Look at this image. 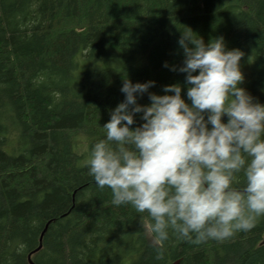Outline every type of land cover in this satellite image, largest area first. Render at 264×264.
<instances>
[{"label":"trees","instance_id":"1","mask_svg":"<svg viewBox=\"0 0 264 264\" xmlns=\"http://www.w3.org/2000/svg\"><path fill=\"white\" fill-rule=\"evenodd\" d=\"M185 26L241 50L240 86L264 103V0H0V264H264V216L223 241L161 245L88 175L124 78L183 85L170 67Z\"/></svg>","mask_w":264,"mask_h":264},{"label":"clouds","instance_id":"2","mask_svg":"<svg viewBox=\"0 0 264 264\" xmlns=\"http://www.w3.org/2000/svg\"><path fill=\"white\" fill-rule=\"evenodd\" d=\"M179 31L183 59L170 70L184 74L183 85L156 94L154 81L124 78L123 100L86 147L85 165L113 206L146 214L141 226L155 243L199 245L247 232L264 216V103L240 86L241 50L222 36L205 43ZM144 93L149 103L140 104Z\"/></svg>","mask_w":264,"mask_h":264},{"label":"rangeland","instance_id":"3","mask_svg":"<svg viewBox=\"0 0 264 264\" xmlns=\"http://www.w3.org/2000/svg\"><path fill=\"white\" fill-rule=\"evenodd\" d=\"M84 138L81 137V136H78V139H77V143H76V148H79V152L81 151L82 148H84L85 146V142H84ZM146 237L147 239H149V241L151 240L152 241V237H151V234L149 232L146 233ZM125 249V248H124Z\"/></svg>","mask_w":264,"mask_h":264},{"label":"water","instance_id":"4","mask_svg":"<svg viewBox=\"0 0 264 264\" xmlns=\"http://www.w3.org/2000/svg\"><path fill=\"white\" fill-rule=\"evenodd\" d=\"M264 242V241H263ZM174 264H177V262H175Z\"/></svg>","mask_w":264,"mask_h":264}]
</instances>
